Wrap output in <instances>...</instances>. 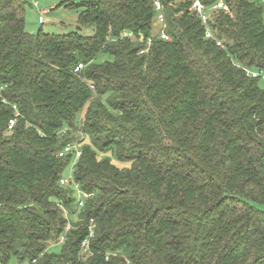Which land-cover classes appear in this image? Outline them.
<instances>
[{"label":"trees","instance_id":"obj_1","mask_svg":"<svg viewBox=\"0 0 264 264\" xmlns=\"http://www.w3.org/2000/svg\"><path fill=\"white\" fill-rule=\"evenodd\" d=\"M78 1L93 34L29 33L0 0V264H264V1L217 13L225 47L190 2L149 44L155 0Z\"/></svg>","mask_w":264,"mask_h":264},{"label":"built area","instance_id":"obj_2","mask_svg":"<svg viewBox=\"0 0 264 264\" xmlns=\"http://www.w3.org/2000/svg\"><path fill=\"white\" fill-rule=\"evenodd\" d=\"M264 1V0H261ZM182 2H190L189 10L192 14H194L196 17L200 18L202 21V24L204 26V33L205 38L213 40L217 43L220 47H225V40L222 39L219 35V32L216 28V15L219 11H223L225 13H232V8L229 0H218L215 4L212 6H208L205 4L202 0H168V3L170 5H174L177 3ZM155 10H156V17H155V36L154 38H150L148 43L151 44L153 39L155 38H162L164 40H171V35L167 32L168 22L165 12L166 3L164 0H155ZM84 68V64L80 63L76 67V71H80ZM248 74H251L252 76H259L262 75V71H248ZM92 88H94L93 85H91ZM14 108L17 109V106L14 105ZM19 113L17 112L15 116L17 117ZM16 119L13 118L9 122V129H12V127L15 125ZM70 128L68 126H65L59 130L60 135H65L68 133ZM82 135V137H81ZM80 137L78 139L71 140L67 142L59 151L58 156L64 157L67 155H72L73 162L70 166L71 168V175L69 178L62 177L60 179V183L64 186L66 185H73L78 190V199H77V207H83L85 205V202L87 198L90 197V195L86 192H83L80 188L79 183L75 180L74 172L76 170V165L79 161V159L82 156V143L81 140L83 138L82 132L79 135ZM71 223L69 222L67 225L66 230H69L71 228ZM95 225L92 224L90 226V234L89 238L86 239L82 246L85 253L89 251L90 248V240L94 236ZM65 236H61L59 239V242H64ZM24 264V263H20Z\"/></svg>","mask_w":264,"mask_h":264},{"label":"rangeland","instance_id":"obj_3","mask_svg":"<svg viewBox=\"0 0 264 264\" xmlns=\"http://www.w3.org/2000/svg\"><path fill=\"white\" fill-rule=\"evenodd\" d=\"M25 28L29 33L36 34L41 29L48 33L64 34L69 32H81L90 35L94 33L93 26L81 25V13L78 0L74 1V7L64 5L67 0H26ZM156 30V28H154ZM258 71V70H257ZM260 86L264 89V71L260 78ZM80 137V133L75 132ZM82 137V135H81ZM80 137V138H81ZM70 166L63 172V176L69 178ZM264 209V205L261 206ZM68 214V212H67ZM49 249L59 251L61 245L50 244Z\"/></svg>","mask_w":264,"mask_h":264}]
</instances>
